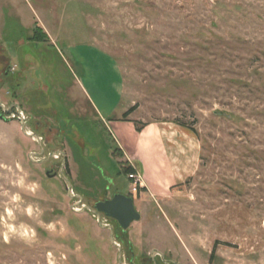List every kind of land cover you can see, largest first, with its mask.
<instances>
[{
	"label": "rangeland",
	"instance_id": "obj_1",
	"mask_svg": "<svg viewBox=\"0 0 264 264\" xmlns=\"http://www.w3.org/2000/svg\"><path fill=\"white\" fill-rule=\"evenodd\" d=\"M122 81L140 125L200 145L161 196L123 172ZM0 97V264H264V0H0ZM118 191L125 245L85 207Z\"/></svg>",
	"mask_w": 264,
	"mask_h": 264
},
{
	"label": "crops",
	"instance_id": "obj_2",
	"mask_svg": "<svg viewBox=\"0 0 264 264\" xmlns=\"http://www.w3.org/2000/svg\"><path fill=\"white\" fill-rule=\"evenodd\" d=\"M39 26L48 35L47 40L52 42L53 37L45 25L42 23ZM14 66L16 69L17 65L14 64ZM120 76L123 78L122 74ZM120 83L122 113L112 121L116 133L111 132L119 148L118 154L123 163L140 174L143 188H147L153 195L161 196L175 183L183 182L194 173L199 160L200 145L193 135L184 129L179 130L178 126L172 123L148 122L139 130L137 129L138 118L129 114L124 119L123 114L129 106L123 102L124 81ZM79 88L84 90V96L95 113L102 117L100 108L91 98L85 84L80 83ZM49 129L52 130V128ZM141 167L146 170V176L141 172Z\"/></svg>",
	"mask_w": 264,
	"mask_h": 264
},
{
	"label": "water",
	"instance_id": "obj_3",
	"mask_svg": "<svg viewBox=\"0 0 264 264\" xmlns=\"http://www.w3.org/2000/svg\"><path fill=\"white\" fill-rule=\"evenodd\" d=\"M15 106L17 108L18 114H21L20 105L16 104ZM0 107L4 111H10V108H12L13 106H11L9 109L6 108L5 105L2 103L1 97H0ZM22 131L24 134L30 135V136L36 138L37 140L40 139L38 135H36L34 133H30L26 130L25 121H23V120H22ZM64 163H65V158H64ZM67 188L69 190V194L72 197H78L79 203H81L83 200V197L79 194L78 195L72 194L73 189H72V186L69 182H67ZM87 208L89 210H91L97 216L99 222L101 220V214L100 213L103 212L106 216L115 218L124 230L128 229L133 221H138L141 219V214L136 209L133 198L129 197L125 194H121V193L115 194L113 196V198H111V199L97 201L95 203L94 209H92L90 206H87ZM72 209L76 210L74 206H72ZM83 209H81V210H83ZM111 234H112L111 240L114 244H116L114 236H113V230L111 231ZM158 254H160L164 258L163 254H161L159 252H158ZM120 261H121V258H120Z\"/></svg>",
	"mask_w": 264,
	"mask_h": 264
},
{
	"label": "flooded vegetation",
	"instance_id": "obj_4",
	"mask_svg": "<svg viewBox=\"0 0 264 264\" xmlns=\"http://www.w3.org/2000/svg\"><path fill=\"white\" fill-rule=\"evenodd\" d=\"M2 108H0V110H1ZM3 110V109H2ZM1 115V114H0ZM117 193H121V194H125V195H127V196H129V197H132L133 198V200L135 201V195L131 192V191H129V192H127V193H125V192H122V191H118V192H114V193H112V194H107V195H104V196H102V197H100L99 199H97L96 201H94L93 203H92V206H91V208L92 209H94L95 208V203L97 202V201H100V200H107V199H111V198H113V196L115 195V194H117ZM134 204H135V202H134ZM85 207H87V205H85ZM135 207H136V205H135ZM88 209V208H87ZM89 210V209H88ZM91 213H92V216H95V217H97L91 210H89ZM102 216H106L103 212H101L100 213ZM106 217H108V219H111V222H109L108 224H106V225H108V226H111L113 229H114V231H115V234H116V238L117 239H120L121 240V243L123 244V245H125L126 243H128V241L126 240V236H125V233H126V230H124L121 226H120V224H119V222L115 219V218H112V217H109V216H106ZM98 219V218H97ZM114 239H115V237H114ZM119 254H120V258H121V256H122V252H121V250L119 251ZM165 264H175L171 259L170 260H165Z\"/></svg>",
	"mask_w": 264,
	"mask_h": 264
},
{
	"label": "trees",
	"instance_id": "obj_5",
	"mask_svg": "<svg viewBox=\"0 0 264 264\" xmlns=\"http://www.w3.org/2000/svg\"><path fill=\"white\" fill-rule=\"evenodd\" d=\"M31 39L34 40V41H45V40L48 39V35L45 33L44 29L41 26L37 25V27L35 28L34 34H33ZM134 108H135V106H133L129 110H127L123 114V118L126 119L128 117V115L134 110ZM142 127H143V125H140L139 123H137V129L140 130ZM133 170L134 169L131 166H126V167L123 168V172L126 173V175L130 171H133Z\"/></svg>",
	"mask_w": 264,
	"mask_h": 264
},
{
	"label": "built area",
	"instance_id": "obj_6",
	"mask_svg": "<svg viewBox=\"0 0 264 264\" xmlns=\"http://www.w3.org/2000/svg\"><path fill=\"white\" fill-rule=\"evenodd\" d=\"M19 118L25 119V115L22 111H21V114H19ZM127 175H128V178L133 183L132 184L133 190H135L138 185H141L142 179H141L140 174L137 171L133 170V171L129 172Z\"/></svg>",
	"mask_w": 264,
	"mask_h": 264
},
{
	"label": "clouds",
	"instance_id": "obj_7",
	"mask_svg": "<svg viewBox=\"0 0 264 264\" xmlns=\"http://www.w3.org/2000/svg\"><path fill=\"white\" fill-rule=\"evenodd\" d=\"M20 183L22 184L23 181H21ZM13 199H19V197L18 196L17 197H13ZM31 211H32L31 209H28L29 214H31Z\"/></svg>",
	"mask_w": 264,
	"mask_h": 264
}]
</instances>
